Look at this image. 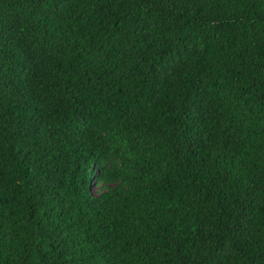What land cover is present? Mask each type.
Here are the masks:
<instances>
[{
	"label": "trees",
	"instance_id": "1",
	"mask_svg": "<svg viewBox=\"0 0 264 264\" xmlns=\"http://www.w3.org/2000/svg\"><path fill=\"white\" fill-rule=\"evenodd\" d=\"M0 264H264V0H0Z\"/></svg>",
	"mask_w": 264,
	"mask_h": 264
}]
</instances>
